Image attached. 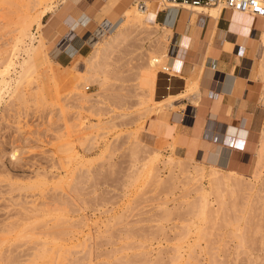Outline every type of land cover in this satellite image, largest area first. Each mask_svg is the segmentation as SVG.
Here are the masks:
<instances>
[{"label":"rangeland","instance_id":"1","mask_svg":"<svg viewBox=\"0 0 264 264\" xmlns=\"http://www.w3.org/2000/svg\"><path fill=\"white\" fill-rule=\"evenodd\" d=\"M8 1L7 7L5 0H0V57L5 56L2 49L7 47L15 28V7ZM92 2L99 3V0H84L80 8L67 0L60 9L72 24L73 16L69 13L80 9L91 14L89 4ZM48 18L44 17V23ZM63 23L69 28L64 19ZM261 23L262 19H259L258 26ZM97 26L96 22L90 23L82 31H86L87 39L90 33L93 40L101 39L100 32L95 31ZM139 36L133 32L127 44L115 46L101 87L88 84L89 89H83L94 102L93 112L76 109L77 101L71 97L73 82L68 78L55 82L47 80L44 96L37 94L38 81L33 79L20 88L24 93L23 99L18 94H11L1 102L0 264H35L43 249L48 250L46 255L51 257L53 264H122V261L127 264L130 259L135 264H172L170 257L174 254L175 236L189 227L193 232L181 243V251L182 255H188L187 244H193L191 263L264 264V166L258 178L250 181L252 192L239 194L234 208L228 206L225 214H218L208 224L185 214L186 204L196 196L193 191L196 185H185L187 173L183 174L178 168H173L171 181V168L164 166L163 162L168 156L185 159L189 155L208 170L205 156L202 158V150L206 149L195 140L194 144L190 137L182 138L175 133V122L179 121L177 115L183 114L180 122L185 123L189 111L181 101L186 100L193 106L195 103L187 97L173 98L172 107L161 108L162 103L159 102L166 94L173 96L184 90V86L177 82L178 78L174 77L172 83H168L162 73L155 79L153 101L146 98L147 92L140 87L139 74L145 66V59L140 54L148 42L139 41ZM58 42L46 44L47 59L52 62H57L58 51L61 50ZM89 45L88 52L91 51V43ZM254 53L252 59L257 72L259 52ZM71 60L66 59L63 66L69 65ZM79 60L83 62V59ZM47 66L45 64L42 70L55 68L53 63ZM80 70L83 71L84 67L81 66ZM158 70L162 71L160 67ZM257 81L262 92V83ZM167 85L171 87L166 90ZM57 99L60 101L56 102ZM144 101L145 105L142 104ZM259 105L264 112L260 101ZM146 107L151 108L150 116L143 114ZM77 111L83 126L87 127L84 131L86 136L80 139L72 133L75 130L73 126L77 124L74 118ZM148 118L173 125V137H165L158 131L148 132ZM196 134H199L198 129ZM89 138L92 139L89 141ZM68 147L75 148L78 154L77 159L71 162L65 160L61 151ZM11 150L17 151L16 157L11 155ZM156 151L160 156L157 162L158 184L150 180L141 167L145 163L144 158ZM252 158L251 154V162L243 172L246 177L254 171L256 158ZM193 164L187 165L188 171H192ZM201 184L207 186L206 182ZM34 209L36 211H32L34 215L31 217ZM166 209L170 212L165 216ZM35 212L41 214L38 216ZM180 225L188 226L181 227L182 230ZM196 227H204L206 235L197 238ZM27 228H32L30 231L36 235ZM24 231L28 235L24 236ZM39 231L40 234L37 233ZM21 235L24 237L18 238Z\"/></svg>","mask_w":264,"mask_h":264},{"label":"bare ground","instance_id":"2","mask_svg":"<svg viewBox=\"0 0 264 264\" xmlns=\"http://www.w3.org/2000/svg\"><path fill=\"white\" fill-rule=\"evenodd\" d=\"M69 1L74 6H77L81 2V0H69ZM8 2L13 4L15 7V11H14L15 14L13 16L15 18V20H14V27L15 28L12 30L13 36H12L10 42L6 43L7 47L5 49L4 48L2 49V52H3V54H5V56L0 57V104L2 101H4L6 96L10 97L11 94H18L19 98L23 99L24 93L22 91H20V88L25 83L29 84V82L33 81V79H34V81L35 80L38 81V86L36 88L37 94L44 96V94L46 93L45 82L47 80H51V81L55 82L58 79L60 80V79H65V78L67 79L68 78L73 82V85H71V87H72V90H71L72 96L71 97H73L77 101L76 109L77 110H84L85 109L86 111H89V112L90 111L93 112L94 102L93 103L91 102L92 99H90L89 95H87L83 92V89H86L88 84H97L100 87L103 85L104 77L106 76L107 71L109 69V64H108L109 62L108 61L111 57V54H112L115 46L119 45L121 43L127 44V42L130 40L129 37L131 36V34L133 32H136L137 35H140L139 41H141V42L147 41L148 42L147 48H145L143 50L144 52L140 54V56H143L145 59V61H143V62H145L144 63L145 66H143L141 74H139V78H140V82H141L140 83L141 89H143V91L147 92L146 94L143 92L146 95V98H149V100L152 99V101H153L154 97L152 98V96L154 95V91H155V79L159 73L166 74L168 77H173V78L178 77L177 74H175V69L173 67H170L168 64L169 59L172 57L173 48L175 47L174 46L173 24H174V21L176 19L178 8L181 7L184 9V11H188V13L190 15L189 17L191 18V23L194 22L195 17L198 15L209 16L212 19H217L220 15V12H221L220 7H210V8H204V7L203 8L202 7H195L194 8V7H188V6L182 7V6H174V5L167 4V3H165L164 0H145L143 2V6H140L139 3H137V4L133 3L132 5L127 6L123 10V12L121 13V16L116 17V18L112 16V19L107 18L106 20H102L100 22L97 32L98 31L100 32L99 34L101 35V39L95 41V40H93L94 36L92 37L90 35V37L88 38V43H91V51L87 55L76 54V55L72 56V60H71L69 65L62 66L57 62H52L51 60L47 59L46 44L49 41L45 38V36L43 34V29L47 26L51 27V25L56 26L59 23L58 16L64 15V13H63L64 11H61L60 8L62 5L64 6L67 4V0H9ZM116 2H117V0H116ZM5 3H6V0H5ZM115 3L112 4V8L115 5ZM7 7H8V4H7ZM79 8H80V6H79ZM9 9L11 10L10 6H9ZM105 10H107V9H105ZM81 11H83V10H81ZM158 11H162V12L165 11L166 12V19L161 24H159V23L157 24L154 22L155 16H156ZM233 13L235 15L241 17L243 22L246 23L245 24L246 29H248L249 26L251 25V23H253L252 20L254 18L252 15H248L245 13H239V12H233ZM46 16H49L50 18L47 22L48 24L45 25L43 19ZM85 17H86V15H85ZM261 19H262V23L259 25V29H260L259 30L260 31L259 37L256 41H254V42L251 41L250 43H255L257 45L254 47L255 51H254V48H252V54H255L254 52H257V51L259 52V64L257 67L256 79L262 83V92L259 96L258 101H260L264 106V17ZM88 22H89L88 19L81 17V15H78L76 17V19L74 20V22L72 24L68 25L69 28H68L67 33L63 37H61L60 41L58 42L59 43V49H61V50L66 49L67 46L70 44V39L73 36H75V31L77 29H80V27L85 28V25ZM34 29H35V32H33ZM194 32H195V30H194ZM212 37H213V35H212ZM215 38H217V36ZM175 40H176V38H175ZM246 41H247V39L243 38L242 44L245 45ZM122 45H124V44H122ZM141 47H142V45L140 46V48ZM228 47H230L229 44L227 42H224V49H227ZM181 48H179L180 50H179L178 55L173 57L174 61L178 62V63L181 62L180 58L184 59L186 56V51L181 49ZM210 48H212V47H210ZM212 50L213 49H211V51ZM207 51L209 52V50H207ZM208 52L206 53V55H204V58H202L203 60H206L208 55H212V52H209V53ZM218 52H219V50L218 51L215 50L213 52V55H215ZM199 56L200 55H198V57ZM178 57H180V58H178ZM79 59H83L82 60L83 62L80 63ZM203 62L205 63V61H203ZM52 63L54 64L55 68L49 67V65ZM45 64L48 65L47 67L50 68V69H48L50 71L42 70V67ZM81 66H82V68L84 67L83 71L80 70ZM159 67L161 68V70H163V69L167 70V72H162V71L158 70ZM203 72H204V64H203L202 68L200 69V74L202 75ZM75 73H80L81 75L76 76ZM185 79H187V78H185ZM166 81H167V78H166ZM171 83H172V79H171ZM232 84H233V77H231L226 82L225 89L223 90V92H225L226 94H230ZM140 87H139V89H140ZM170 87H171V85H170ZM170 87L167 85L165 87V89L167 90ZM244 87H245V85H244ZM143 93H142V97L144 95ZM91 95H93V94H91ZM145 95H144V97H145ZM222 96L223 95H220L217 101L221 100ZM186 97L190 101L195 103L196 107H200L202 109L205 107V105H203V103L201 101L202 96H201V92H200V86H199L198 79H196V80L190 79V80L185 81L184 82V90L180 93H177L176 95L172 96V94L171 95L166 94V96L164 97V100L159 102V103H162L160 105V107L167 109V108L173 106V100H171V99L174 98L175 100H178V99L186 98ZM58 101H60V100L57 99L56 102H58ZM144 103H145V101L142 102L143 105L146 104V103L145 104ZM140 104H141V102H140ZM140 106H142V105H140ZM143 114L150 116L149 114H151V108L146 107V110H144ZM79 115H80V113L77 111L76 116L74 117L75 120H77V124L75 126H73V128H75V130L74 131L72 130V133L74 132L77 135L76 139H80V138L85 137L86 134L84 133V131L87 128V127L83 126V122H81L82 120H81V117ZM142 117H144V116H142ZM148 120H149V127H148V129H146L147 131L148 130L150 132H151V130L152 131H158L159 134L162 132L163 136L165 135V137H170V136L173 137V135H172V132L174 130L173 125L164 124V123L160 122L159 120H155L153 118H150V119L148 118ZM92 127H95V125H93ZM141 128H139V129H141ZM142 130L144 131L143 128H142ZM142 130H140V131H142ZM154 134H155V132H154ZM246 134H247L246 131L243 129L229 128V130L227 132V135L239 136L241 139H245L247 137ZM96 136H98V135L96 134ZM137 136H138V134H137ZM91 139L92 138H89V141ZM93 140H95V139H93ZM153 142H154V140H153ZM72 148L73 147H71V148L68 147L67 149L61 150L62 154L65 156V160L70 161V162H71V160L77 159V157H78L77 151L75 150L76 151L75 152L74 151L75 148L74 149H72ZM11 155L16 157L17 151L11 150ZM146 155H148V154H146ZM148 156H147L148 158L145 156L147 159L144 158L145 163L143 162L144 164H142L143 166H141L142 170L144 171L145 175L150 177V180H153V182L158 184V183H160V180L157 177V173L159 171V169L157 167V165H158L157 162L159 161L160 156H159L157 151L151 152V154ZM255 158L256 159H255V163L253 166L254 171H253L252 175H250L249 177H246L245 176L246 173H243L246 171V168H247L246 165H242L239 171L226 170L224 172H221L222 170L219 167L214 166L212 164H206V165H208L207 166L208 170L206 171V169L203 166H200V165H198L197 162L193 161L189 155L185 159H175V158H173V156H168L167 159L163 162V164H164V166H169L171 168V171L169 170L170 171V173H169L170 174V177H169L170 180L174 176L173 175L174 173H172L173 168H178L181 172H183V174L185 172L187 173V176L185 177L186 181L184 178V181L186 183L185 185H189L190 183L196 185L195 189L193 190L195 192L196 196L192 199V201H190L186 204V208H185L184 212H185V214L193 215L197 221L205 222L206 224H208L207 222L208 221L211 222L212 221L211 219L216 217L218 214L219 215L222 213L225 214V211L228 210V206L231 205L230 207L233 209L234 205H235L234 204L235 199L238 197L239 194H247V193L249 194V192L250 193L252 192L253 189L251 188L250 181L252 179L258 178L259 171L264 166V127H263V129H262V131L258 137L257 145L255 148ZM191 163H194L192 165V171L191 170L188 171L187 165H190ZM189 168H191V167H189ZM136 177H138V176H136ZM139 177H140V175H139ZM45 179H47V178L45 177ZM204 182H206V184H207L206 187H204L201 184ZM69 187H71V184L69 185ZM188 191H189V189H188ZM185 193H186V191H185ZM230 200L232 203L230 202ZM33 207L35 208L36 206H33ZM33 207H32V209H33ZM229 210H230V208H229ZM32 211H36V209L31 210L30 215L32 214ZM169 212L170 211L166 209L164 212V215L166 216L167 214H169ZM39 214H41V213H39ZM39 214L36 213V215H38V216H39ZM33 215L34 214H32L31 217ZM38 216H37V218H38ZM28 217H30V216H28ZM59 219H57V221ZM31 220H34V219H31ZM41 222H40V224L45 223L44 221L42 223ZM31 223L32 222H30V224ZM184 224H188V223H184ZM28 225H27V227H30ZM35 225H34V223H32V226H35ZM19 226L18 227L16 226L15 228L19 229L20 228ZM187 226L188 225H186V226L184 225V227H183V225L182 226L180 225V228L181 227L185 228ZM196 226H197V224H196ZM41 227H43V224ZM204 227L194 228L195 229L194 232L197 234V238H200L205 234V232H204L205 228ZM21 228H23V227L21 226ZM43 228H45V227H43ZM189 228L191 229V227H189ZM189 228H187L183 232L176 234L177 236H175L176 237V242H175L176 244L174 243L175 245H172L173 246L172 249L174 251V254L172 252L173 255L170 257V259H171L170 261L172 262V264H194V263H191L192 261H190V258H191L190 252H191V248L193 247V244H187L186 249L189 251L188 255H184V254L182 255L183 251H181L183 249V246L181 243H184L189 238L190 234L193 232ZM31 229L32 228H30V229L27 228V230H29V231ZM15 230H17V229H15ZM24 230H25V227H24ZM32 231H33V229H32ZM19 232H20V230H19ZM21 232H23V231H21ZM24 232H26V231H24ZM31 233H33V232H31ZM37 233L40 234L41 231H39ZM206 233H208V232L206 231ZM34 234L36 235V232H34L33 235ZM23 235L24 236L28 235V232H26V234L24 233ZM23 235L18 236V238L24 237ZM30 235L31 234H29V236ZM194 241H197V239H195ZM1 243H2V241H1ZM46 244L44 243L45 246H46ZM44 245H43V247H44ZM43 247H42V249H43ZM46 249L50 250L49 247ZM43 250H44V252H43ZM43 250H42L43 253L42 252L40 253L41 255H39V252H38L39 262H38V260H35L34 261L35 264H53V262L51 261V257L46 255L48 250H45V249H43ZM185 251L186 250H184V252ZM36 255L34 256V258L37 259L38 257ZM143 256L145 257L146 255L144 254ZM130 258H132V257H129V259ZM40 259H41V262H40ZM140 259H142L141 256H140ZM135 260L137 262V259H135ZM132 261L133 260L130 259L128 263L129 264L130 263L135 264ZM140 261H141V263L143 262L142 260H140ZM140 261H138V262H140ZM122 264H123V261H122Z\"/></svg>","mask_w":264,"mask_h":264},{"label":"crops","instance_id":"3","mask_svg":"<svg viewBox=\"0 0 264 264\" xmlns=\"http://www.w3.org/2000/svg\"><path fill=\"white\" fill-rule=\"evenodd\" d=\"M83 1L81 0V2ZM137 1H140L139 4H143L145 0H117V2L116 0H99V3L92 2L89 4L93 11L90 12L91 14L80 9L69 14H72L73 21L78 15L88 19L89 22L85 28L94 22L98 23L99 26L102 20L112 19V16L115 18L121 16L127 6L135 4ZM81 2L75 7H78ZM113 3L115 5L112 8ZM66 15L58 16L59 23L56 26L51 25V27L47 26L43 29L45 38L51 43L60 41L61 37L67 33L68 27L64 25L62 19L68 25L72 20L69 17L64 18ZM93 15L94 17H92ZM189 16L188 11L178 8L173 24L175 47L168 64L175 69V74L179 77L175 78H178L177 82L183 86L187 80L198 79L201 101L205 107L202 109L182 100V105H186L189 111L185 123L180 122L183 120V114L177 115L179 121L175 122V133H178L182 138L190 137L204 147L206 151L202 150V158L205 156L208 164L225 170L239 171L242 165L247 166L248 162H251V154L255 158V148L258 141L256 136L264 125V112L258 101L261 92L260 85L255 78V65L252 60V48H254L255 43H250L256 41L258 34H260L259 18L253 17V23L246 29V23L241 17L228 10H221L217 19L198 15L193 23H191ZM49 18L45 25L48 24ZM165 19L166 12L158 11L154 22L161 24ZM98 26L95 31L98 30ZM85 28L77 29L67 48L63 49L64 51H58L57 63L63 66L66 59H72V55H87L90 52L87 51L90 45L85 37L86 31L82 32ZM216 36L218 39L215 38ZM243 38L247 39L245 45L242 44ZM224 42H227L230 47L224 49ZM179 48L186 51V56L184 59L178 57L181 59V62L178 63L174 61L173 57L178 55ZM211 49L213 50L211 51ZM207 50L212 52V55H208L206 60H203ZM215 50H219V52L213 55ZM198 55L200 56L198 57ZM203 64L204 72L201 75L200 69ZM231 77H233L234 85L232 84L230 94H226L223 90ZM220 95H223L222 99L217 101ZM229 128L245 130L247 139L227 135ZM196 129H198L199 134H196ZM253 162L255 163V161Z\"/></svg>","mask_w":264,"mask_h":264},{"label":"built area","instance_id":"4","mask_svg":"<svg viewBox=\"0 0 264 264\" xmlns=\"http://www.w3.org/2000/svg\"><path fill=\"white\" fill-rule=\"evenodd\" d=\"M164 1L167 4L174 6H182V7L188 6L194 8L220 7L221 10L245 13L259 19L264 17V0H164ZM139 5L143 6V4H139ZM162 72H167V70L163 69ZM166 78H167V82L171 83V79L173 77H168L166 75ZM88 89L89 87H87L86 90Z\"/></svg>","mask_w":264,"mask_h":264}]
</instances>
